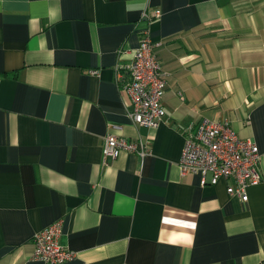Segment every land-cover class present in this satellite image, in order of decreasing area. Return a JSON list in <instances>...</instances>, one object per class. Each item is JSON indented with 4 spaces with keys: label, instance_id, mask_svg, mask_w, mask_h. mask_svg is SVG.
I'll use <instances>...</instances> for the list:
<instances>
[{
    "label": "crops",
    "instance_id": "obj_1",
    "mask_svg": "<svg viewBox=\"0 0 264 264\" xmlns=\"http://www.w3.org/2000/svg\"><path fill=\"white\" fill-rule=\"evenodd\" d=\"M143 28L161 43L157 129L117 83ZM203 119L253 141L264 179V0H0V264H45L32 237L58 221L67 264H264V184L243 202L232 178L181 173ZM109 134L151 154L103 163Z\"/></svg>",
    "mask_w": 264,
    "mask_h": 264
},
{
    "label": "built area",
    "instance_id": "obj_2",
    "mask_svg": "<svg viewBox=\"0 0 264 264\" xmlns=\"http://www.w3.org/2000/svg\"><path fill=\"white\" fill-rule=\"evenodd\" d=\"M155 18L160 11H155ZM161 46L154 41L147 28L139 31V43L131 64L126 67L128 78L117 74L121 93L129 98L127 115L131 122L145 129H157L165 111L162 98L166 90L165 73L157 59ZM184 144L179 160L183 175H199L201 185L216 184L221 178H232L230 196L247 201L246 189L264 184L260 170L261 155L257 145L240 139L227 123L203 119L184 131ZM135 154L141 159L151 154L150 145L142 140H128L113 134L106 135L102 143L103 163L117 159L120 152ZM61 221L55 222L32 237L31 258L45 264H67L75 260L74 253L58 243Z\"/></svg>",
    "mask_w": 264,
    "mask_h": 264
}]
</instances>
